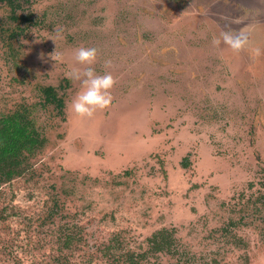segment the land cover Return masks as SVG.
I'll return each instance as SVG.
<instances>
[{"label": "rangeland", "instance_id": "rangeland-1", "mask_svg": "<svg viewBox=\"0 0 264 264\" xmlns=\"http://www.w3.org/2000/svg\"><path fill=\"white\" fill-rule=\"evenodd\" d=\"M80 46L115 81L91 117ZM16 110L40 145L0 171V264H264V0H0Z\"/></svg>", "mask_w": 264, "mask_h": 264}, {"label": "clouds", "instance_id": "clouds-1", "mask_svg": "<svg viewBox=\"0 0 264 264\" xmlns=\"http://www.w3.org/2000/svg\"><path fill=\"white\" fill-rule=\"evenodd\" d=\"M222 40L228 44L233 50L239 51L248 41L247 34L244 32L222 33ZM219 40L213 43L218 44ZM254 54L259 56L261 49H254ZM97 57V49L95 47L80 46L75 49L74 59L81 65L79 68H72L66 73L69 79L79 81L82 89L76 94L71 102V110L79 117H91L97 109L107 108L112 101L110 89L115 81L111 73L99 74L92 65ZM57 60L63 61V54L57 53ZM106 65L111 64L110 59L104 61Z\"/></svg>", "mask_w": 264, "mask_h": 264}, {"label": "trees", "instance_id": "trees-1", "mask_svg": "<svg viewBox=\"0 0 264 264\" xmlns=\"http://www.w3.org/2000/svg\"><path fill=\"white\" fill-rule=\"evenodd\" d=\"M46 102L55 103L61 109L63 102L57 97L52 87H44ZM28 112L16 110L0 118V171L6 178L11 177L18 168L25 164L26 155L40 145L38 134L34 129Z\"/></svg>", "mask_w": 264, "mask_h": 264}]
</instances>
